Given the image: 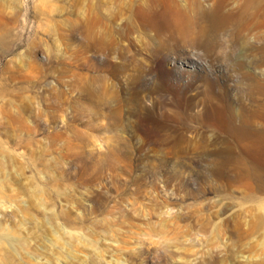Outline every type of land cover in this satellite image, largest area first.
<instances>
[{"label":"rangeland","instance_id":"rangeland-1","mask_svg":"<svg viewBox=\"0 0 264 264\" xmlns=\"http://www.w3.org/2000/svg\"><path fill=\"white\" fill-rule=\"evenodd\" d=\"M0 264H264V0H0Z\"/></svg>","mask_w":264,"mask_h":264}]
</instances>
